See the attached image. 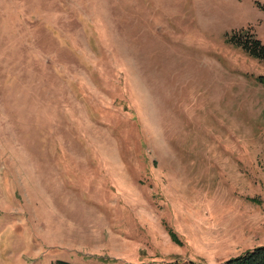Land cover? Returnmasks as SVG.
<instances>
[{
	"label": "rangeland",
	"instance_id": "rangeland-1",
	"mask_svg": "<svg viewBox=\"0 0 264 264\" xmlns=\"http://www.w3.org/2000/svg\"><path fill=\"white\" fill-rule=\"evenodd\" d=\"M261 6L0 0V264L263 246L264 60L232 41Z\"/></svg>",
	"mask_w": 264,
	"mask_h": 264
},
{
	"label": "trees",
	"instance_id": "trees-1",
	"mask_svg": "<svg viewBox=\"0 0 264 264\" xmlns=\"http://www.w3.org/2000/svg\"><path fill=\"white\" fill-rule=\"evenodd\" d=\"M264 11V6H261ZM253 37V36H252ZM243 38L242 34L234 35L232 41L242 46L252 55L264 60V45L258 39ZM252 38V39H251ZM264 84V79L262 80ZM53 264H72L68 261H56ZM222 264H264V245L247 250L239 256L232 257Z\"/></svg>",
	"mask_w": 264,
	"mask_h": 264
}]
</instances>
